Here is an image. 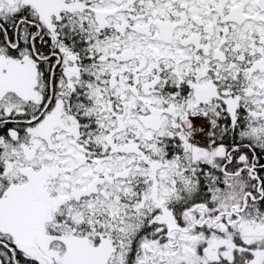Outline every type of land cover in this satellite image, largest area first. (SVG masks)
Instances as JSON below:
<instances>
[{"label":"snow or ice","instance_id":"snow-or-ice-1","mask_svg":"<svg viewBox=\"0 0 264 264\" xmlns=\"http://www.w3.org/2000/svg\"><path fill=\"white\" fill-rule=\"evenodd\" d=\"M0 264H264V0H0Z\"/></svg>","mask_w":264,"mask_h":264}]
</instances>
